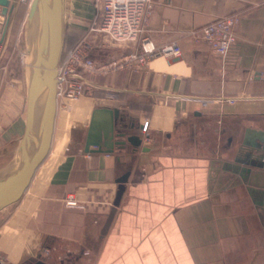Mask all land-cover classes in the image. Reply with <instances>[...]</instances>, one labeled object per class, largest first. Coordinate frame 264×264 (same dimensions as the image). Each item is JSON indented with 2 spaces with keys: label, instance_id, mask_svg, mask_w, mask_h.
<instances>
[{
  "label": "crops",
  "instance_id": "crops-1",
  "mask_svg": "<svg viewBox=\"0 0 264 264\" xmlns=\"http://www.w3.org/2000/svg\"><path fill=\"white\" fill-rule=\"evenodd\" d=\"M27 10L16 1L0 12L1 45L22 37ZM226 15L238 17L237 49L220 60L189 33ZM97 22L90 0L65 2L63 49ZM89 37L98 64L140 52L144 37L155 47L176 42L181 54L86 74L84 94L67 106L76 120L66 126L57 101L47 156L21 199L0 211V264H264V159L253 148L264 141V0H151L136 41ZM21 70L3 89L0 71V168L24 130ZM96 108L118 110L115 132L125 135L114 140L136 134L141 144L85 152Z\"/></svg>",
  "mask_w": 264,
  "mask_h": 264
},
{
  "label": "water",
  "instance_id": "water-1",
  "mask_svg": "<svg viewBox=\"0 0 264 264\" xmlns=\"http://www.w3.org/2000/svg\"><path fill=\"white\" fill-rule=\"evenodd\" d=\"M16 1L0 0L1 14L7 15ZM64 31L65 0H31L23 27L26 53L24 130L14 157L0 168V211L21 199L50 149L57 109L56 69L63 52ZM102 114H105L103 119ZM118 119L117 109H94L85 136L84 151L111 152L114 145L124 147L125 142L138 147L141 139L136 134L127 135L124 140H114L115 136L125 135L124 132H115L114 121ZM89 146L96 149H89ZM253 148L263 160L264 141L261 140ZM249 155L247 153L246 157ZM254 164L250 161V165ZM128 174L124 173L116 180L115 197L102 233L112 220ZM31 264L45 263L36 260Z\"/></svg>",
  "mask_w": 264,
  "mask_h": 264
},
{
  "label": "built area",
  "instance_id": "built-area-1",
  "mask_svg": "<svg viewBox=\"0 0 264 264\" xmlns=\"http://www.w3.org/2000/svg\"><path fill=\"white\" fill-rule=\"evenodd\" d=\"M29 6L31 0H17ZM98 17L96 25L91 24L88 32L79 37L75 43L62 52L56 69V98L58 104L68 99H76L84 94L86 74L105 73L111 69L126 66L139 67L148 59L157 55L179 56L180 46L176 42L155 47L148 38L140 41V52H129L119 60H110L98 64L91 56L93 41L91 33L104 34L112 43H129L136 41L144 32L150 15L151 0H90ZM238 21L236 15L219 17L194 29L189 33L197 43L206 45L212 53L223 60L226 55L237 49L234 26ZM0 43V55L2 52ZM26 53H20V63L24 65ZM148 121L142 122L141 132H147ZM66 204L76 206V200L68 197Z\"/></svg>",
  "mask_w": 264,
  "mask_h": 264
},
{
  "label": "rangeland",
  "instance_id": "rangeland-1",
  "mask_svg": "<svg viewBox=\"0 0 264 264\" xmlns=\"http://www.w3.org/2000/svg\"><path fill=\"white\" fill-rule=\"evenodd\" d=\"M67 1L68 3L70 2V0H65V2ZM1 48H2V52L0 55V71L1 73L6 75L5 76L6 78L3 81V85H1L2 86L1 88L3 89L4 85H7L8 87L15 85L16 83L14 84L12 80H16V78L13 76L14 75L18 76V72H20L21 69H24V65L20 63V53L23 50H25L23 35L18 40L16 38H11V40L8 41L6 44H3ZM2 92L3 90L1 91L0 95L2 94ZM77 99L78 98L68 99L65 100L64 102L62 101L59 104L60 105V108L58 110L59 121L62 120V122L65 123V126L71 124L76 120V116L74 115L75 113L71 112V110H69L67 106ZM5 160L6 159L0 161L4 162Z\"/></svg>",
  "mask_w": 264,
  "mask_h": 264
},
{
  "label": "bare ground",
  "instance_id": "bare-ground-1",
  "mask_svg": "<svg viewBox=\"0 0 264 264\" xmlns=\"http://www.w3.org/2000/svg\"><path fill=\"white\" fill-rule=\"evenodd\" d=\"M63 138H64V135H60L59 137V141H58V145L61 146L63 144ZM12 155V154H11ZM9 156V155H8Z\"/></svg>",
  "mask_w": 264,
  "mask_h": 264
},
{
  "label": "trees",
  "instance_id": "trees-1",
  "mask_svg": "<svg viewBox=\"0 0 264 264\" xmlns=\"http://www.w3.org/2000/svg\"><path fill=\"white\" fill-rule=\"evenodd\" d=\"M67 48H68V47H65V48L63 49V51H65Z\"/></svg>",
  "mask_w": 264,
  "mask_h": 264
}]
</instances>
